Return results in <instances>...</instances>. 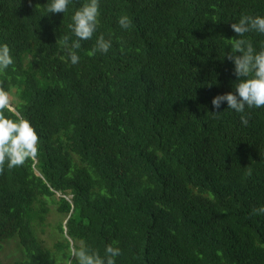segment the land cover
Listing matches in <instances>:
<instances>
[{"label":"trees","instance_id":"obj_1","mask_svg":"<svg viewBox=\"0 0 264 264\" xmlns=\"http://www.w3.org/2000/svg\"><path fill=\"white\" fill-rule=\"evenodd\" d=\"M10 239L8 264H264V0H0Z\"/></svg>","mask_w":264,"mask_h":264},{"label":"rangeland","instance_id":"obj_2","mask_svg":"<svg viewBox=\"0 0 264 264\" xmlns=\"http://www.w3.org/2000/svg\"><path fill=\"white\" fill-rule=\"evenodd\" d=\"M14 93L15 90L11 89L9 93L3 97V99L11 101L10 103H14L16 101ZM50 207L51 213H49V216L47 217L48 223L44 226L43 232H39L40 237L43 238L49 246H51L52 243L59 237L57 229L50 226L57 222L59 216L54 212L53 206L50 205ZM2 245V249H0V260L3 263L8 264L21 258V247L17 244L15 239L7 240L3 242Z\"/></svg>","mask_w":264,"mask_h":264},{"label":"clouds","instance_id":"obj_3","mask_svg":"<svg viewBox=\"0 0 264 264\" xmlns=\"http://www.w3.org/2000/svg\"><path fill=\"white\" fill-rule=\"evenodd\" d=\"M9 106V105H8ZM9 107H11V109H12V106H9Z\"/></svg>","mask_w":264,"mask_h":264},{"label":"water","instance_id":"obj_4","mask_svg":"<svg viewBox=\"0 0 264 264\" xmlns=\"http://www.w3.org/2000/svg\"><path fill=\"white\" fill-rule=\"evenodd\" d=\"M9 108H11V107H9Z\"/></svg>","mask_w":264,"mask_h":264}]
</instances>
